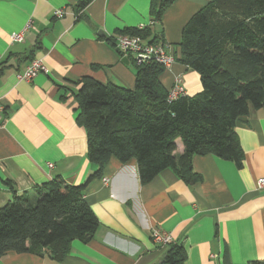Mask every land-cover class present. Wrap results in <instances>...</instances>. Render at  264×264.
<instances>
[{"label":"crops","instance_id":"crops-1","mask_svg":"<svg viewBox=\"0 0 264 264\" xmlns=\"http://www.w3.org/2000/svg\"><path fill=\"white\" fill-rule=\"evenodd\" d=\"M160 1L92 0L78 8L79 0H0V206L14 191L33 194L54 178L80 185L95 170L73 92L83 77L135 89V66L124 63L115 46L125 29L149 25L167 44L174 62L160 76L166 89L181 75L186 96L202 91L200 74L180 62V42L184 27L209 0H175L156 20L152 7ZM56 9L65 15L56 17ZM28 23L24 40L11 41ZM34 58L44 59L48 74L18 80ZM236 132L243 165L195 155L192 166L202 180L194 184L171 168L141 183L135 159L123 163L111 155L102 177L84 191L99 221L88 242L74 240L61 262L8 251L0 264H159L168 245L153 240L155 229L185 248L184 264H221L224 256L238 264L263 260L264 189L256 181L264 177V109L240 117ZM178 145L180 155L184 147Z\"/></svg>","mask_w":264,"mask_h":264},{"label":"trees","instance_id":"trees-1","mask_svg":"<svg viewBox=\"0 0 264 264\" xmlns=\"http://www.w3.org/2000/svg\"><path fill=\"white\" fill-rule=\"evenodd\" d=\"M91 1L79 0L77 7ZM174 1L153 4L154 19L160 20ZM123 32L151 42L161 38L149 26ZM180 46V62L200 74L203 89L196 95L168 102L169 89L160 80L165 67L131 58L133 90L92 77L79 81L74 111L95 170L80 185L54 178L35 186L33 194L14 191V198L0 206V258L16 251L61 262L74 240L88 242L99 221L84 191L102 177L111 155L123 163L135 159L141 183L167 168L188 183L201 181L192 166L195 155L213 154L243 165L237 121L264 109V0H209L184 27ZM179 143L184 151L177 155ZM186 257L185 248L172 241L159 264H184ZM221 264L238 263L224 256ZM240 264H264V259Z\"/></svg>","mask_w":264,"mask_h":264},{"label":"built area","instance_id":"built-area-1","mask_svg":"<svg viewBox=\"0 0 264 264\" xmlns=\"http://www.w3.org/2000/svg\"><path fill=\"white\" fill-rule=\"evenodd\" d=\"M54 15L61 18L65 15V11L62 9H56ZM154 21H152V24ZM149 25H140L138 28L143 29ZM30 27V23L21 32L13 33L10 35L11 41H23L25 31ZM115 46L120 51L123 57H128L134 60L137 64L156 62L167 68L174 62V57L172 54L167 53L165 47L167 44L162 41L151 42L142 38L139 35H131L128 33L121 32L115 38ZM48 67L45 64L43 58H34L27 68L17 74L18 80L30 81L34 79L37 75L44 73L48 74ZM186 96L185 84L183 77L177 75L174 78L172 86L168 91V102L175 101L178 98ZM4 113V106L0 102V119ZM52 167L53 164L49 163ZM103 182L108 183V178L103 177ZM256 187L258 189H264V177L259 178L256 181ZM152 238L155 242L161 243L163 245H169L172 241V235L170 233L162 232L158 229L153 230Z\"/></svg>","mask_w":264,"mask_h":264},{"label":"water","instance_id":"water-1","mask_svg":"<svg viewBox=\"0 0 264 264\" xmlns=\"http://www.w3.org/2000/svg\"><path fill=\"white\" fill-rule=\"evenodd\" d=\"M104 34V33H101ZM124 61V63L129 64L130 63V59L128 57H123L122 59Z\"/></svg>","mask_w":264,"mask_h":264}]
</instances>
